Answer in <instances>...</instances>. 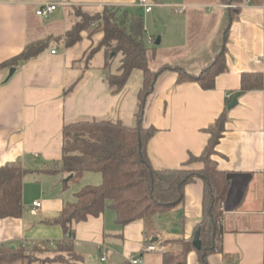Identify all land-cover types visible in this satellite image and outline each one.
<instances>
[{
    "label": "crops",
    "instance_id": "obj_1",
    "mask_svg": "<svg viewBox=\"0 0 264 264\" xmlns=\"http://www.w3.org/2000/svg\"><path fill=\"white\" fill-rule=\"evenodd\" d=\"M155 2L152 11L144 13L137 0H0V65L19 55L26 44L51 39L49 49L20 63L9 79L10 68L0 69V167L19 162L26 170L22 216L0 219V247L58 244L63 240L62 228L46 221L74 203L83 187L101 184V175L95 172L65 183L69 174L60 171L64 125L110 121L133 128L137 124L142 72L134 70L125 86L116 90L108 85L105 74L118 73L120 55L107 68L102 52L92 55L88 68L73 67L86 59L103 35L89 38L82 32L78 43L66 47L63 38L72 26L68 8L80 7L92 15L104 7H117L144 15V42L155 49L149 63H155L154 69L177 65L197 75L221 51L227 5L219 0ZM50 3L65 6H57L46 19L36 16L41 5ZM230 6L236 15L224 44L226 71L215 78L214 88L203 90L196 82L177 84L176 73L164 72L146 100L143 126L156 129L147 146L153 168L176 169L189 154H201L209 138L204 129L227 102L237 99L236 106L228 109L215 157L218 169L230 179L220 243L230 258L212 253L207 261L264 264V88L234 97L242 73H261L264 79V0H242ZM179 7H185L184 11L177 12ZM201 167L194 164L189 169ZM202 194L203 184L195 180L185 187L181 205L152 219L157 242L147 240L144 221L120 226L115 212L106 208L99 216L74 225V250L85 264H122L131 257L140 259V264H161L160 253L145 252L144 247L150 241L165 249L176 248L170 241L192 237L203 216ZM35 202L40 203L39 209L33 208ZM103 255L105 261H101ZM187 264H200L195 252L188 254Z\"/></svg>",
    "mask_w": 264,
    "mask_h": 264
},
{
    "label": "trees",
    "instance_id": "obj_2",
    "mask_svg": "<svg viewBox=\"0 0 264 264\" xmlns=\"http://www.w3.org/2000/svg\"><path fill=\"white\" fill-rule=\"evenodd\" d=\"M224 5L240 3L242 0H219ZM227 26L224 31L223 46L212 62L197 75L186 72L177 65H162L156 69L150 67L154 58V48L144 42V23L141 15L129 13L117 7H104L99 13H84L80 7H70L67 15L72 21L71 28L65 33L63 41L70 47L81 40L80 34L86 32L90 38L102 33L99 44L90 51L86 59L79 60L73 67L88 68L92 55L102 52L105 68L109 67L115 56L120 55V66L116 75L106 72L108 85L121 90L130 74L139 70L143 74L142 86L138 92L137 124L126 127L121 122L85 121L71 123L62 129V158L60 171L69 174L65 181H76L84 173H99L102 182L97 186H85L77 194L74 203L66 204L58 217L46 221L59 225L63 230V240L50 249L44 243L42 247L18 245L0 247V264H85L82 256L73 247V227L88 217H97L106 208L116 215V222L125 226L137 220L144 221V234L147 240L156 237L151 224L152 219L166 213L183 203L184 189L195 180L203 184V216L196 226L199 230L201 248L192 246L193 236L170 241L176 248H167L160 253L161 264H187V256L195 252L200 264H208L207 257L212 253L223 254L221 237L223 229L221 219L230 179L227 172L219 170L215 157L219 155L217 146L225 132L227 102L224 110L204 132L209 135L207 144L200 155L189 154L188 159L176 169L157 170L150 163L147 146L155 134L153 127L144 128L143 116L146 100L153 93L157 78L167 71L177 74V84L196 82L203 90H212L215 78L226 71V36L236 11L226 7ZM51 39L47 38L25 45L22 52L2 63L1 68H16L20 63L36 59L50 48ZM113 54V56H111ZM264 88L261 73H242L240 89L234 97L259 91ZM201 164L199 170L189 169ZM26 170L19 162L8 163L0 167V219L20 218L23 213L22 179ZM148 241L147 244H149ZM224 259L230 257L223 254ZM122 264H130L124 261Z\"/></svg>",
    "mask_w": 264,
    "mask_h": 264
},
{
    "label": "built area",
    "instance_id": "obj_3",
    "mask_svg": "<svg viewBox=\"0 0 264 264\" xmlns=\"http://www.w3.org/2000/svg\"><path fill=\"white\" fill-rule=\"evenodd\" d=\"M137 5L143 9L144 13H150L153 7L156 5V2L155 0H137ZM57 6H65V4L64 3L43 4L35 11V14L41 19H46L56 10ZM225 7H231V6L227 5ZM184 9L185 7H179L177 8V12L181 13L184 11ZM54 53H55V50H52L51 54H54ZM227 100H231V95L227 96ZM33 208L39 209L40 203L39 202L33 203ZM47 246L52 250L56 249V244L54 243H48ZM162 250H164V246L156 245L153 243H150L144 247L145 252H155V251H162ZM101 261H105V255L102 256ZM128 262L130 264H140L141 260L138 258L131 257L128 259Z\"/></svg>",
    "mask_w": 264,
    "mask_h": 264
},
{
    "label": "water",
    "instance_id": "obj_4",
    "mask_svg": "<svg viewBox=\"0 0 264 264\" xmlns=\"http://www.w3.org/2000/svg\"><path fill=\"white\" fill-rule=\"evenodd\" d=\"M156 44H158V42H156ZM111 56H113V54H111ZM14 72H15V68L13 67L10 68L7 79H9L14 74ZM236 104H237V99H234L231 103L227 105V109L233 108L234 106H236ZM151 242H157V238L152 239ZM192 246L196 250H199L201 248V242L199 240V230L198 229L195 231L193 235Z\"/></svg>",
    "mask_w": 264,
    "mask_h": 264
},
{
    "label": "rangeland",
    "instance_id": "obj_5",
    "mask_svg": "<svg viewBox=\"0 0 264 264\" xmlns=\"http://www.w3.org/2000/svg\"><path fill=\"white\" fill-rule=\"evenodd\" d=\"M142 15H143V14H142ZM143 16H144V15H143ZM143 16H142V17H143ZM155 37H157V35H155ZM165 54H168V53H165ZM159 58H160V57H159ZM161 61L164 62L163 60H161ZM154 64H155V63H154ZM154 64H151V65H150V67H151L152 69L155 68V65H154Z\"/></svg>",
    "mask_w": 264,
    "mask_h": 264
}]
</instances>
